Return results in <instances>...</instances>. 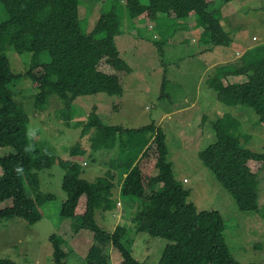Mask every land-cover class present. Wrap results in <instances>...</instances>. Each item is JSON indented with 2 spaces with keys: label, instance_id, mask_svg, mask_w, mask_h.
<instances>
[{
  "label": "trees",
  "instance_id": "16d2710c",
  "mask_svg": "<svg viewBox=\"0 0 264 264\" xmlns=\"http://www.w3.org/2000/svg\"><path fill=\"white\" fill-rule=\"evenodd\" d=\"M232 1L235 0H123V3L131 21L153 22L156 29L164 19L178 25L193 17L194 27L202 30L205 44L214 48L229 47L232 42L230 34L220 25V7ZM0 3L7 15L0 23V147L14 149V153L0 157V205H3L0 220L38 222L41 217L35 206L53 196L39 193L36 172L58 165L65 170L61 189L66 194L60 217L77 219L75 234L84 231L93 238L85 264H146L132 256L133 240L128 235L131 229L118 225L107 233L95 222L97 211L106 212L110 208L114 188L110 178L87 182L80 177L74 155H70L71 160H64L30 149L29 119L21 104L13 100L11 89L19 77L13 75L2 53L10 47L18 54H31L24 77L39 92L36 105L45 104L53 95L66 108L82 96L122 97L125 79L132 69L115 43L120 34L118 6L112 5L109 12L101 13L93 30L86 34L79 20L78 0H0ZM42 54L47 55V60L40 59ZM227 77H245V81L225 83ZM206 85L214 93L215 102L251 108L264 127V43L249 48L236 62L215 67ZM94 111L95 108L88 116V126L105 138L124 133L141 136L140 152L120 167L119 172L125 175L121 177L120 197L144 203L142 210L130 215L136 234L146 233L166 241L158 264H243L232 257L223 242L225 227L221 215L216 211H198L188 201L190 191L174 179L162 129L154 124L136 130L104 126ZM201 120L199 140L206 144L198 153L200 161L232 196L240 212H256L257 179L264 166V153L241 146L235 135L238 122L229 115ZM49 241L53 264H64L63 242L56 235ZM108 248L113 251L116 263L108 260ZM0 264L16 263L0 259Z\"/></svg>",
  "mask_w": 264,
  "mask_h": 264
},
{
  "label": "rangeland",
  "instance_id": "374dc122",
  "mask_svg": "<svg viewBox=\"0 0 264 264\" xmlns=\"http://www.w3.org/2000/svg\"><path fill=\"white\" fill-rule=\"evenodd\" d=\"M78 2L79 20L86 34L93 30L101 13L109 12L112 5L118 6L120 34L115 43L121 57L132 67V74L125 79L122 97L105 94L82 96L66 108L53 95L45 104L36 105L39 92L24 77L31 54H18L10 47L4 49L2 53L9 61L13 75L19 77L11 84V89L13 100L21 104L29 119L27 137L30 149L64 160H71L70 155H74L73 162L80 167V176L97 173L100 159H104L105 164L109 163L110 159L103 156L98 159L99 153L111 154L108 167L111 169V166L118 165L120 171L122 164L140 152L138 141L141 136L124 133L105 138L88 126V116L93 108L104 126L136 130L154 124L166 136L167 161L174 179L190 191L188 201L198 211H216L221 215L225 227L223 242L236 261L264 264V166L257 179L258 210L240 212L232 196L198 157L206 144V141L199 140L201 119L208 117V120H216L225 115L238 122L235 135L242 147L264 153V127L254 111L246 106L227 107L215 102L214 93L206 85L208 72H212L209 66L215 62H236L240 58L239 52L264 43V0H235L223 7L225 10L220 15V25L225 31L231 30L229 33L233 40L229 47L219 50H224L226 56H212L216 60L214 62H208L210 56L205 52L208 46L200 36L201 30H196L200 32L199 36L195 32L194 37L186 42L179 41L182 34L180 27L171 20L164 19L154 31L136 27L137 24L127 16L123 0ZM6 18L0 3V23ZM158 45H161V52ZM40 59L47 60V55L42 54ZM145 138L148 139L149 135ZM106 143L109 146H105ZM11 153H14L13 148L0 147V157ZM36 173L39 193L52 195L53 198L40 201L35 206L41 219L34 224L17 218L0 220V259H9L16 264H53L49 238L56 235L63 242L61 248L66 253L64 264H85L86 255L93 245L92 235L84 231L75 234L79 221L60 217L61 205L66 200V194L61 189L65 170L53 165ZM24 186L26 192L30 191L26 181ZM110 200L109 210L97 211V225L107 233H112L118 225L131 229L128 235L133 240L131 250L135 260L158 264L166 241L146 233L136 234L130 216L143 209V201L123 198L116 192L112 193ZM117 203L121 207H117ZM1 208L3 205H0ZM118 215L124 217L119 220ZM107 254L108 260L116 263L110 248Z\"/></svg>",
  "mask_w": 264,
  "mask_h": 264
},
{
  "label": "crops",
  "instance_id": "0c3cea01",
  "mask_svg": "<svg viewBox=\"0 0 264 264\" xmlns=\"http://www.w3.org/2000/svg\"><path fill=\"white\" fill-rule=\"evenodd\" d=\"M229 3H226V4L221 5V7H220V15L222 14V10H225V9H223V7H225V5H227ZM229 6H231V5H229ZM223 19H224V17L222 18V20ZM134 23L137 24V26L135 24H133L134 26H136L138 28L146 29L147 31H148L149 28L151 29L150 31H154L156 29V25L153 22H148L147 24H144V23H139L138 21H134ZM178 26L180 27V33H182L180 35L179 41H184V42H186L190 38L194 37L195 32H197L196 30H201L200 28L198 29V28L194 27V18L193 17L187 19L186 21L179 22L178 23ZM226 31L229 33V31H231V30H226ZM199 33L197 32L196 36H199ZM201 33H202V30H201ZM255 46H257V45H255ZM222 48H226V47H222ZM220 49H221V47H218V48H216V47H214V48H208V47H206V49H205L206 55L207 56H210V59L208 58V62H214V61H216V60H214V58H218V56H221V58H223L224 56H226L225 51L224 50L219 51ZM245 51H246V49H244L242 52H239V53H241L240 54V57L242 56V54ZM212 56H214L213 59H212ZM229 63H233V62H219V63H216L215 62V64L213 66H211V67L209 66L208 69L210 71H213L215 69V67L221 66V65H226V64H229ZM131 69H132V67H131ZM211 73L212 72H208V76ZM244 81H245V77H236V78L227 77L224 80L225 83H236V82H244ZM183 109H185V108H183ZM101 156L105 157L107 160L110 159L109 160V163L108 164H105L104 159H100ZM98 159H100L101 164L98 167L97 173H93V174H89V175L86 174V173H84L80 177L82 179L86 180L87 182H89V181L94 182L98 178H111L112 180H114V181L111 180L114 183V188L112 190V193H115L116 192L118 195H120V183H121V180H122L121 177H125V175L122 172H119L118 171L119 170V166L118 165H116L115 167L114 166H111V169L108 167L110 165V163H111V160H112V155L111 154L106 155V154H100L99 153V158ZM83 166H86V163H83ZM104 166H106V168H104ZM99 174H100V176L97 177ZM159 187H161V186L159 185ZM116 206L117 207H121L120 203H117ZM105 217H107V216H105ZM113 217H115V216H113ZM122 217H124V216L123 215H118L119 220H121Z\"/></svg>",
  "mask_w": 264,
  "mask_h": 264
},
{
  "label": "built area",
  "instance_id": "2783aa9c",
  "mask_svg": "<svg viewBox=\"0 0 264 264\" xmlns=\"http://www.w3.org/2000/svg\"><path fill=\"white\" fill-rule=\"evenodd\" d=\"M184 182H186V180Z\"/></svg>",
  "mask_w": 264,
  "mask_h": 264
}]
</instances>
